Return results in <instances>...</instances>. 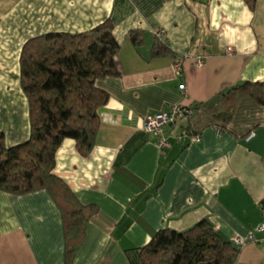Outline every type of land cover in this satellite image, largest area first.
Masks as SVG:
<instances>
[{"label": "crops", "instance_id": "0c3cea01", "mask_svg": "<svg viewBox=\"0 0 264 264\" xmlns=\"http://www.w3.org/2000/svg\"><path fill=\"white\" fill-rule=\"evenodd\" d=\"M107 19L119 43V74L95 81L108 100L98 111L94 146L81 156L65 139L55 153L54 174L80 202L98 207L73 264H132L157 230L182 231L202 219L224 240H244L233 264H264V105L241 98L221 132L193 109L241 82L264 81V0H252L251 7L246 0H0L6 147L29 135L19 79L24 43L49 32L86 31ZM133 30L141 33L137 45L129 38ZM158 31L169 52L152 56ZM179 54L185 59L175 76ZM175 104L193 109L177 125L200 139L170 136L162 153L145 120ZM63 255L61 215L50 194L0 191V264H64Z\"/></svg>", "mask_w": 264, "mask_h": 264}, {"label": "trees", "instance_id": "16d2710c", "mask_svg": "<svg viewBox=\"0 0 264 264\" xmlns=\"http://www.w3.org/2000/svg\"><path fill=\"white\" fill-rule=\"evenodd\" d=\"M246 2L252 6V0ZM140 36L139 31L129 32L134 45L141 42ZM168 48L157 38L151 55L166 54ZM118 49L112 23L107 19L78 33L38 35L27 40L19 54L29 135L24 142L6 147L0 132V191L20 195L45 190L50 194L61 215L64 264H73L86 226L98 207L80 202L54 174L55 153L65 139L74 141L81 156L91 152L100 124L98 111L108 100V94L96 87L95 81L119 74L114 61ZM178 57L185 59L184 55ZM244 97L264 105V81L241 82L225 90L214 102L195 104L193 109L211 117L221 132L227 129L237 102ZM183 127L188 136L193 135L187 126ZM238 251L236 244L224 240L202 219L182 231L157 230L137 249L132 264H233Z\"/></svg>", "mask_w": 264, "mask_h": 264}, {"label": "built area", "instance_id": "2783aa9c", "mask_svg": "<svg viewBox=\"0 0 264 264\" xmlns=\"http://www.w3.org/2000/svg\"><path fill=\"white\" fill-rule=\"evenodd\" d=\"M162 32L158 31L156 33L157 38H161ZM226 54H231V48L227 47L225 49ZM182 63L183 59L177 58L173 64V72L175 76H180L182 73ZM197 64H201V60H196ZM178 90L180 94H184L185 84L181 81L178 84ZM192 113V110L189 106L183 104L171 105L163 111H160L153 116L148 117L145 120L144 130L147 132L153 133L156 138V144L159 147L160 151L163 153L165 149L171 146L168 141V137L173 136L177 141H181L187 135L186 129L183 126H178L177 124L181 121L188 118ZM191 141H198L200 137L198 134H193L189 137ZM262 212H264V207H262ZM260 231H264V224L259 228ZM250 240L253 239L252 236L249 237ZM244 240L238 238L235 240L236 245H242Z\"/></svg>", "mask_w": 264, "mask_h": 264}]
</instances>
